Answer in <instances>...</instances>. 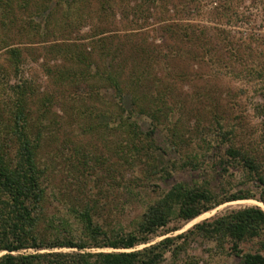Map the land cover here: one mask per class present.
<instances>
[{
	"label": "rangeland",
	"instance_id": "1",
	"mask_svg": "<svg viewBox=\"0 0 264 264\" xmlns=\"http://www.w3.org/2000/svg\"><path fill=\"white\" fill-rule=\"evenodd\" d=\"M43 1L13 2L11 24L8 22L6 27L0 24V69L3 68V73L0 72V129L8 130L15 109L13 88L20 85L30 94L25 110L30 113L31 125L41 134L36 159L45 170L41 216L37 222L39 235L46 239L65 236L67 229L81 226L77 215L84 211L109 233L130 232L136 228L146 205L176 182L199 185L207 180L219 187L230 182L236 189L245 179L249 180L240 168L217 173L209 167L193 170L185 166L165 181L158 173L147 179L142 169L155 156L152 145L156 150L160 148L165 156L181 159V163L187 156L196 157L197 163L204 162V148L198 137L209 131V127L216 126L215 119L223 129L234 132L236 144L259 138L263 141L258 147L264 148V115L257 111L262 104L264 76L258 80L251 72L245 73L246 69L258 68L264 72V43L256 50L260 51L259 58L245 59L242 63L234 61L228 50L223 49L215 50L214 56L198 51L197 58L192 59L187 46L165 31L168 26L190 24L202 26L211 39L223 33L246 44L250 38L264 42V0H87V4L81 3L82 0H51L47 6ZM73 1L72 5L78 1L76 7L81 6L78 10L82 15L72 27L59 33L52 25L43 24L46 20L53 22L54 18L59 23L67 2ZM107 37L112 47L124 46L125 51L130 41L141 44L146 40L147 51L154 54L156 51L157 55L165 57L162 60L154 57L151 67L147 66L149 79L143 83L147 95L153 97L152 91L156 90L157 98H163L171 107L157 130L146 115L126 111L130 109L128 97L124 98L126 112L110 114L107 111L106 115H98L102 113L103 101H110L111 95L101 96L97 110L87 109L78 101L66 103L73 95H68L65 87L56 89L50 82L48 69L63 66L61 56L53 51L54 44L70 38L75 45H88V52L91 40ZM109 43L106 42L108 46ZM5 45L9 46L6 52L1 49ZM12 48L19 53L18 72L4 61ZM93 51L99 54L98 49ZM105 62L99 68L102 76H105ZM144 78L141 77V82ZM126 118L140 128L141 139L135 143L140 149L139 155L125 140ZM177 147L181 158L175 152ZM9 148L12 150V146ZM126 156L135 166L130 167V162H125ZM85 163L86 170L82 168ZM247 206H258L264 211L263 204L255 200L224 204L187 223L172 220L151 237L150 243L160 241L173 227L179 228L173 233L176 235L194 224ZM209 248L206 243L191 242L185 263L190 258L198 260V264L238 263L233 257H209ZM179 259L184 258L181 255L174 262L168 254L161 264H181Z\"/></svg>",
	"mask_w": 264,
	"mask_h": 264
},
{
	"label": "trees",
	"instance_id": "2",
	"mask_svg": "<svg viewBox=\"0 0 264 264\" xmlns=\"http://www.w3.org/2000/svg\"><path fill=\"white\" fill-rule=\"evenodd\" d=\"M20 1L26 3L28 0ZM86 1L82 0L81 3L87 4ZM13 2L18 0H0V24L5 27L14 17ZM50 2L51 0L43 1L46 6ZM71 3L74 1L67 2V10H62L59 23L54 18L53 22L46 20L43 24L52 25L59 33L72 27L82 13L78 10L81 6L76 7L78 1L73 5ZM165 31L172 33L175 41L187 46V53L192 59L197 58L198 51L214 56L212 54L215 50L223 49L228 50L229 57L234 61L242 63L245 59L259 58L260 51L258 53L256 50L264 43L250 38V42L246 44L241 39L234 41L223 33H214L211 39L199 25L185 24L184 27L175 28L168 26ZM109 39L91 40L88 52V45H75L70 42V38L54 44L53 51L61 56L63 66L48 69L50 82L56 89L65 87L68 95H73L66 103L78 101L81 105L85 104L87 109L97 110L101 106V96L109 94L112 98L110 101H103V114L98 115H106L107 111L110 114L129 111L146 115L155 123L153 128L157 130L171 107L163 98H157L159 94L156 90L152 91L153 97L147 95L143 90V83L149 79L147 66L151 67L154 57L158 56L162 60V55H157L156 51L155 54L147 51L144 48L146 40L141 44L130 41L126 44L129 48L125 51L124 46L112 47ZM213 43L218 45L214 46ZM1 49L6 52L9 46H2ZM94 49H98L99 54L92 52ZM8 55L4 57V61L18 72L19 53L12 48ZM105 60V76H102L99 68ZM0 72L3 73V68ZM250 72L258 80L264 76L259 68L245 70L246 74ZM141 77L146 79L141 82ZM101 90L103 94L100 93ZM13 93L16 95L13 117L7 131L0 129V264H161L168 254L174 262L182 255L184 259H179L181 264H198V260L192 258L185 263V255L193 241L208 244L211 248L207 252L211 258L226 256L238 259L237 264H264V211L258 206L231 210L211 220L194 224L176 235L173 233L179 228L173 227L167 230L166 236L160 241L150 243L151 237L174 219L187 223L221 205L239 201L255 200L264 206V148L258 147L263 140L253 138L249 143L236 144L234 132L223 129L216 119V126L209 127V131L198 137L204 148L202 158L205 165L204 162L197 163V158L193 156H187L185 162L181 163V159L177 161L172 156H165L160 148L156 150L152 145L153 154L156 151L155 156L152 161L148 160L151 163L144 164L142 172L147 179L158 173L159 178L165 181L185 166L193 170H205L204 167H209L217 173L226 172L228 168H240L246 172L249 180L245 179L238 188L233 189L230 182L220 187L207 180L199 185L176 182L146 205L136 228L130 232L109 233L93 222L88 211H84L77 215L81 226L67 229L65 236L46 239L39 235L37 222L41 216L40 207L44 195L42 178L45 170L38 165L36 159L41 134L35 131L30 122V113L25 110L30 103V94L26 88L17 85L13 88ZM125 97H128L130 108L126 111ZM260 97L262 104L257 111L264 115V93ZM129 120L131 119L125 120V140L139 155L140 149L135 143L141 139L140 128L136 122ZM11 146L12 150L9 148ZM179 149L177 147L175 152L180 157ZM146 156L149 157V154ZM129 159L126 156L125 162H130ZM128 165L133 167L135 163L130 162ZM85 167L86 163L82 168Z\"/></svg>",
	"mask_w": 264,
	"mask_h": 264
}]
</instances>
